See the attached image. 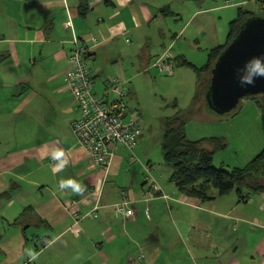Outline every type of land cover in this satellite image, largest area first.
<instances>
[{
	"label": "crops",
	"instance_id": "0c3cea01",
	"mask_svg": "<svg viewBox=\"0 0 264 264\" xmlns=\"http://www.w3.org/2000/svg\"><path fill=\"white\" fill-rule=\"evenodd\" d=\"M251 1L256 3L0 0V264H30L28 248L39 254L31 264H264V191L245 200L235 192L210 201L184 196L170 182L172 169L142 150V134L140 162H130L119 147L107 170L94 166L72 132L79 109L67 85L74 36L96 40L88 59L98 53L110 60L125 56L135 71L157 69L162 53L202 67L208 52L224 44L238 7ZM166 7L171 14L163 16ZM169 18L172 26L165 24ZM89 67L94 93L104 96L110 80L99 82L98 74L107 69ZM176 68L174 80L182 78L189 90L194 83L197 90L194 70ZM128 89L131 94V85ZM219 125L224 132L212 137L225 139L227 146L231 138L254 133L252 146L225 168L244 167L264 148L255 101L243 100L238 114ZM54 147H62L69 159L59 173L52 170ZM146 164L155 168L151 176L159 193L146 184ZM68 178L85 186L83 196L59 190L58 182ZM123 201L133 219L114 213ZM77 254L83 259L75 260Z\"/></svg>",
	"mask_w": 264,
	"mask_h": 264
},
{
	"label": "trees",
	"instance_id": "16d2710c",
	"mask_svg": "<svg viewBox=\"0 0 264 264\" xmlns=\"http://www.w3.org/2000/svg\"><path fill=\"white\" fill-rule=\"evenodd\" d=\"M256 3L264 13V0H256ZM227 5H230V2ZM85 11V5L80 6L82 15L85 14ZM160 13L163 16L164 13L171 14L169 7L163 8ZM254 17L256 16L253 12L243 7H238L236 19L228 25V34L224 44L208 52L207 61L202 67H195L179 57L168 60L169 63L173 64H171L173 70L175 66L190 67L196 74L197 92L193 98L192 111L199 109L202 103L207 105L205 95L210 86L211 70L220 54L237 36L241 26ZM1 59L2 56L0 55V61ZM128 94L129 89L127 96ZM126 98V116L128 118L129 111ZM246 99L255 101L261 111V125L264 136V95ZM174 105L176 106L175 103ZM240 106L241 102L235 110L224 116L226 118L235 117L239 112ZM163 125L162 161L165 166L172 169L170 182L174 184L179 193L201 201H210L215 197L227 196L232 192H235L240 200H245L248 196L250 197L264 191V148L242 168H215L213 165L214 156L226 148L225 139L210 137L195 141L188 140L186 136V115L178 112L173 117L165 118ZM211 190L215 191V196L209 194Z\"/></svg>",
	"mask_w": 264,
	"mask_h": 264
},
{
	"label": "rangeland",
	"instance_id": "374dc122",
	"mask_svg": "<svg viewBox=\"0 0 264 264\" xmlns=\"http://www.w3.org/2000/svg\"><path fill=\"white\" fill-rule=\"evenodd\" d=\"M243 8L253 12L258 18H264V13L260 10L258 4L253 1ZM173 21L174 19L172 18L166 19L165 24L172 26L174 24ZM120 48L125 49L124 46H120ZM144 53L143 51V56ZM105 57V55L102 56L101 53H98L95 60L88 59L89 66L96 67L97 69H107V73L102 72L98 74L99 82L111 80L116 75L128 80L132 87L131 94L126 98L129 111L128 118L137 120V123L141 126V140L144 139L142 150L150 151L152 156L159 158L161 165L163 162L161 144L165 118L173 117L177 112L185 114L186 136L191 141L209 138L213 135H221L224 132V125H219V123L225 122V116L215 114L203 103L200 104L199 109L192 111L193 98L197 90L193 86L194 83H192V88L189 90L182 78L175 77L177 80H174L173 77L176 75L178 68L174 69V76L162 74L155 68L147 71L141 68L139 71H135L132 67V61L125 56L120 59L113 58L111 60ZM140 63L141 61H139V66ZM260 130L263 131L259 127L258 131ZM252 135L254 136V133ZM253 136L251 138H231L229 140L230 144L222 150L223 153L214 158V167L219 168L223 165L222 168H225L227 165L226 161H232V159L244 154L252 146ZM136 150L139 151V148L137 147ZM219 156H223V158L218 159ZM130 219H133V217Z\"/></svg>",
	"mask_w": 264,
	"mask_h": 264
},
{
	"label": "built area",
	"instance_id": "2783aa9c",
	"mask_svg": "<svg viewBox=\"0 0 264 264\" xmlns=\"http://www.w3.org/2000/svg\"><path fill=\"white\" fill-rule=\"evenodd\" d=\"M67 26L72 27L70 21ZM95 43V39L81 41L76 36L73 37L72 52L68 57L67 85L79 109V115L72 123L74 137L89 155L93 165L107 170L119 147L128 152L130 162H140L135 149L141 128L137 121L126 116L125 98L128 83L122 77L117 76L106 84L104 96L100 97L94 93L88 55ZM167 58V53H163L154 66L160 72L171 76L173 66ZM143 169L146 184L151 191L159 193L161 190L151 176L155 168L146 164ZM163 198L168 197L164 195ZM94 212L91 213V217H95ZM114 213L117 216L124 215L125 218L135 217L134 211L129 208L126 201L116 204Z\"/></svg>",
	"mask_w": 264,
	"mask_h": 264
},
{
	"label": "water",
	"instance_id": "95a60500",
	"mask_svg": "<svg viewBox=\"0 0 264 264\" xmlns=\"http://www.w3.org/2000/svg\"><path fill=\"white\" fill-rule=\"evenodd\" d=\"M253 57L264 58V18L247 20L217 59L205 95L212 112L224 116L235 110L243 99L264 95V79H257L255 86L243 88L238 83V70Z\"/></svg>",
	"mask_w": 264,
	"mask_h": 264
},
{
	"label": "clouds",
	"instance_id": "9594fccd",
	"mask_svg": "<svg viewBox=\"0 0 264 264\" xmlns=\"http://www.w3.org/2000/svg\"><path fill=\"white\" fill-rule=\"evenodd\" d=\"M257 79H264V58L262 57L251 58L245 62L243 69L238 70V83L242 88L255 86ZM50 157L53 161L52 170L54 173L63 171L69 164L67 154L62 147H54L50 152ZM58 188L62 192L70 191L76 196H83L86 192L85 186L72 178L61 179L58 182ZM25 255L30 264L39 258V254L31 248L25 249ZM74 259L81 260L83 257L81 254H77Z\"/></svg>",
	"mask_w": 264,
	"mask_h": 264
},
{
	"label": "bare ground",
	"instance_id": "6f19581e",
	"mask_svg": "<svg viewBox=\"0 0 264 264\" xmlns=\"http://www.w3.org/2000/svg\"><path fill=\"white\" fill-rule=\"evenodd\" d=\"M91 53H92V52H91ZM91 53H90V54H91ZM90 54H89V55H90ZM89 55H88V57H89ZM157 60H158V59H157ZM154 65H155V64H154Z\"/></svg>",
	"mask_w": 264,
	"mask_h": 264
}]
</instances>
